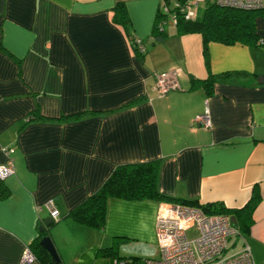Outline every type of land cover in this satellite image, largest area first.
Masks as SVG:
<instances>
[{
    "label": "crops",
    "instance_id": "obj_1",
    "mask_svg": "<svg viewBox=\"0 0 264 264\" xmlns=\"http://www.w3.org/2000/svg\"><path fill=\"white\" fill-rule=\"evenodd\" d=\"M161 1L0 0V164L14 148V174L0 181V264H21L44 235L60 264H113L97 255L112 244L118 257H157L159 200L109 197L102 229L67 216L117 165L153 159L172 198L240 208L255 187L253 224L235 237L264 261V47L204 45L170 20L154 37ZM118 3L145 54L114 21ZM256 32L264 38V14ZM171 68L179 87L158 96L154 73ZM206 108L209 127L196 121ZM50 199L60 218L42 234Z\"/></svg>",
    "mask_w": 264,
    "mask_h": 264
},
{
    "label": "trees",
    "instance_id": "obj_2",
    "mask_svg": "<svg viewBox=\"0 0 264 264\" xmlns=\"http://www.w3.org/2000/svg\"><path fill=\"white\" fill-rule=\"evenodd\" d=\"M162 1H165L166 3L170 2V0ZM172 2L173 0L170 4ZM163 13L164 10L160 5L153 27L154 37L163 34V25L169 20L166 17V14ZM263 14V8L240 9L221 6L217 3L211 2V4L205 8L203 15L199 20H195L194 18L185 20L182 16H179L176 30L179 34L199 33L204 45L210 41L224 44H234L239 42L254 45L257 44L258 39H260L256 32V19ZM113 18L116 23L120 24L127 31V36L130 39L134 50L140 54H145L146 48L144 52L140 51V48L135 41L137 35L133 34L128 26L129 21L123 4L118 3L115 6ZM142 44L145 45L143 39ZM213 79V76L205 79V85L208 86ZM158 171L159 161L156 159L119 164L112 170L103 184L84 201L68 211L67 216L85 226L102 229L106 221V206L109 197L126 200L155 199L159 201H170L197 206L207 214H226L230 216L232 225L237 230V234L232 235L230 238L235 235L244 236L249 233L250 227L253 224V211L260 199V196L256 194L255 187L253 188L251 197L240 208H228L219 202L201 204L197 200L177 199L161 193L158 188ZM2 180L3 179H0V181ZM1 194L2 196L4 195L3 193ZM54 208L58 210L55 204ZM49 210L51 209L49 208ZM59 216L57 219H54V221L58 220L60 218ZM53 223L49 226L43 227L42 234H46V231ZM35 243L36 246L34 247L33 252L35 259L40 261L41 264H51L49 253L40 245V242ZM244 244L245 243H243V245ZM97 255L111 256L113 264H116L115 260L118 259H125L127 260V263L130 262L129 259L116 256L115 244H112L109 247L99 248Z\"/></svg>",
    "mask_w": 264,
    "mask_h": 264
},
{
    "label": "built area",
    "instance_id": "obj_3",
    "mask_svg": "<svg viewBox=\"0 0 264 264\" xmlns=\"http://www.w3.org/2000/svg\"><path fill=\"white\" fill-rule=\"evenodd\" d=\"M204 1L240 9H264V0H173L171 4L162 1L161 7L176 26L179 16L185 20L193 19L199 3ZM135 39L143 52L145 45L142 39L138 36ZM257 44L264 47V38L258 39ZM179 72V68H171L154 73L153 89L158 96L178 89ZM196 121L204 127L211 125L207 108ZM2 151L7 160L0 164V179H5L14 174V163L10 158L14 148L4 147ZM45 205L51 209L53 220L57 219L59 211L54 208V200H48ZM155 229L158 256L144 259V264H264V261L257 263L254 260L246 244L240 250L226 254L230 237L237 234L231 217L226 214H207L197 206L164 201L158 206ZM169 239L170 244L167 243ZM34 260V254L26 247L22 252L21 264ZM115 263L128 264L125 259L115 260Z\"/></svg>",
    "mask_w": 264,
    "mask_h": 264
},
{
    "label": "rangeland",
    "instance_id": "obj_4",
    "mask_svg": "<svg viewBox=\"0 0 264 264\" xmlns=\"http://www.w3.org/2000/svg\"><path fill=\"white\" fill-rule=\"evenodd\" d=\"M209 4H211V1H204V2H201V3H199V6L197 7V9H196V15H195V17H194V19L195 20H199L200 18H201V16L203 15V12H204V10H205V8L207 7V6H209ZM139 38H141V37H139ZM146 48V47H145ZM144 51H145V49H144ZM143 51V52H144ZM168 70V69H167ZM162 71H165V70H162ZM161 72V71H160ZM173 90H175V89H171V90H169L168 92H170V91H173ZM8 177V176H7ZM161 202H164V201H161ZM167 202H170V201H167ZM191 206V205H190ZM158 210V209H157ZM238 240V241H237ZM233 242H236V244H234V246H232V244H233ZM240 244H241V241L239 240V237H232V238H230V240H229V244H228V250H227V252H226V254H229V253H232V252H235V251H238V249L240 248ZM242 248V247H241ZM144 257H141V258H139V259H136V260H134V259H129V263L128 264H144Z\"/></svg>",
    "mask_w": 264,
    "mask_h": 264
},
{
    "label": "water",
    "instance_id": "obj_5",
    "mask_svg": "<svg viewBox=\"0 0 264 264\" xmlns=\"http://www.w3.org/2000/svg\"><path fill=\"white\" fill-rule=\"evenodd\" d=\"M258 81L260 83H264V74L260 75L258 77ZM53 222V218L51 216H48L44 220V224L49 226ZM40 230H43V227H40ZM40 245L49 253L51 257V264H59L60 263V258L56 252V249L48 235L43 236L42 239L40 240Z\"/></svg>",
    "mask_w": 264,
    "mask_h": 264
},
{
    "label": "clouds",
    "instance_id": "obj_6",
    "mask_svg": "<svg viewBox=\"0 0 264 264\" xmlns=\"http://www.w3.org/2000/svg\"><path fill=\"white\" fill-rule=\"evenodd\" d=\"M167 243L170 244L171 243V239H169V241Z\"/></svg>",
    "mask_w": 264,
    "mask_h": 264
}]
</instances>
